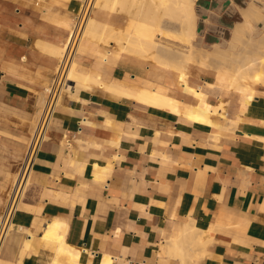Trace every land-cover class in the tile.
Listing matches in <instances>:
<instances>
[{
	"label": "crops",
	"instance_id": "crops-1",
	"mask_svg": "<svg viewBox=\"0 0 264 264\" xmlns=\"http://www.w3.org/2000/svg\"><path fill=\"white\" fill-rule=\"evenodd\" d=\"M254 1L196 0L194 47L229 55ZM80 3L0 0V216ZM249 20L258 39L264 15ZM75 54L77 79L67 80L0 264H264V79L241 108L233 92L203 86L216 81L213 61L190 64L188 87L237 119L212 115L213 127L183 116L196 100L175 72L111 44L79 41ZM118 89L166 97L177 114ZM53 224L56 242L45 238ZM193 227L203 248L184 237Z\"/></svg>",
	"mask_w": 264,
	"mask_h": 264
},
{
	"label": "bare ground",
	"instance_id": "bare-ground-1",
	"mask_svg": "<svg viewBox=\"0 0 264 264\" xmlns=\"http://www.w3.org/2000/svg\"><path fill=\"white\" fill-rule=\"evenodd\" d=\"M195 2L196 0H82L81 7L78 6L81 12L80 20L71 24L67 40L59 48L61 51L59 60L67 52L75 38L78 40L77 43L79 41H94L108 46L111 44L124 54L149 60L159 69L175 72L178 81L185 85V88L192 93L196 100L195 106L185 114L183 113L184 117L194 122L217 127L218 124L213 123L210 116L219 115L222 121L228 124L224 114L225 102L223 104L217 99L219 103L213 107L207 103V95L198 90L199 88L190 89L187 82V68L190 64L206 67L209 60L213 61L214 65L210 68H212L216 81L213 84L203 83V86L217 90L219 96L233 92L239 97L240 107H245L247 100L254 94L253 87L264 79V71L262 72L264 68V30L261 37L254 39V27L249 20L250 14L257 12L264 15V0H255L248 5L246 12L243 13L241 23L236 25L233 30L229 43L232 49L230 54L228 53L229 55H223L224 50L215 46L212 52L198 50L194 47ZM115 14L127 16L126 23L123 26L121 24L122 27L112 25L111 21L114 19L112 16ZM262 25L264 29V24ZM75 58L74 52L68 64L67 80L77 79ZM109 88L111 89V87ZM121 92L125 96L137 99L138 102L166 108L177 114L176 102L166 97L146 90L136 95H132L130 91ZM218 110H220L219 113ZM236 121L237 119L234 121V125ZM231 124L233 125L232 122ZM54 229L55 224L50 225L45 232V238L52 239V242L56 237L57 229ZM185 230V238L191 240L193 244L196 242L201 244V248L204 247L206 239H202L203 236L200 234L205 233L195 227ZM59 241L57 240V242Z\"/></svg>",
	"mask_w": 264,
	"mask_h": 264
},
{
	"label": "built area",
	"instance_id": "built-area-1",
	"mask_svg": "<svg viewBox=\"0 0 264 264\" xmlns=\"http://www.w3.org/2000/svg\"><path fill=\"white\" fill-rule=\"evenodd\" d=\"M80 13L79 9L74 20L75 23L79 22ZM77 41V38H75L69 45L64 56L58 60L51 83L43 89V102L36 119L32 136L25 149L22 161L10 187L2 215L0 216V250L8 234L13 229V215L20 209L19 205L24 202L36 155L41 145L47 140L54 114L60 106L66 90L68 83L66 72L68 64L75 52ZM65 142L68 145L69 139H65Z\"/></svg>",
	"mask_w": 264,
	"mask_h": 264
},
{
	"label": "rangeland",
	"instance_id": "rangeland-1",
	"mask_svg": "<svg viewBox=\"0 0 264 264\" xmlns=\"http://www.w3.org/2000/svg\"><path fill=\"white\" fill-rule=\"evenodd\" d=\"M122 13H124V12H122ZM124 15H125V14H124ZM126 17H127V16H124V18H122V19H127ZM11 185H12V183H11Z\"/></svg>",
	"mask_w": 264,
	"mask_h": 264
}]
</instances>
